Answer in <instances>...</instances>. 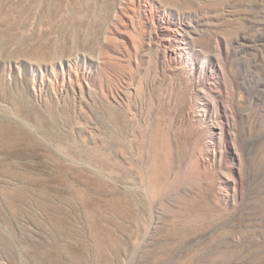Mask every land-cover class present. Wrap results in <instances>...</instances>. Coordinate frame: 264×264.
Wrapping results in <instances>:
<instances>
[{
  "label": "rangeland",
  "instance_id": "obj_1",
  "mask_svg": "<svg viewBox=\"0 0 264 264\" xmlns=\"http://www.w3.org/2000/svg\"><path fill=\"white\" fill-rule=\"evenodd\" d=\"M0 103V264H264V0H0Z\"/></svg>",
  "mask_w": 264,
  "mask_h": 264
},
{
  "label": "bare ground",
  "instance_id": "obj_2",
  "mask_svg": "<svg viewBox=\"0 0 264 264\" xmlns=\"http://www.w3.org/2000/svg\"><path fill=\"white\" fill-rule=\"evenodd\" d=\"M72 2V1H71ZM42 24V23H41ZM19 40V39H18ZM12 87V86H11ZM20 102V101H19ZM1 104V103H0ZM10 107V106H9ZM26 110V109H25ZM2 112V111H1ZM29 115V114H27ZM21 116V115H20ZM23 120V119H22ZM30 121V120H29ZM52 121V120H51ZM4 124V122H3ZM7 124V123H6ZM16 124V123H15ZM9 125V124H8ZM44 125V124H43ZM11 126V124L9 125ZM17 127V125H16ZM18 129V128H17ZM14 130V129H13ZM34 132V130H33ZM56 137V136H55ZM54 139V138H53ZM19 140H18V137L13 133L9 136H7V133L5 132H0V152L1 153H6L5 155H18L19 152L18 150L20 149H17L18 148V145H19ZM21 145V144H20ZM52 147V145L50 146ZM79 151V150H78ZM72 152V151H71ZM77 152V151H76ZM83 153V152H82ZM36 154V153H35ZM43 154V153H42ZM62 155V154H61ZM13 159V158H12ZM3 159H0V171L2 172H9V168H11V166H13V164H9V163H6V164H1ZM31 160V159H30ZM23 161V160H22ZM35 162V161H34ZM5 163V162H4ZM74 164V163H73ZM70 166V165H69ZM56 169V168H55ZM48 171V170H47ZM60 172V171H59ZM71 184V183H70ZM84 185V184H83ZM55 186V185H54ZM4 195H5V198H4V201L6 203V205L9 206V208H11L12 206V201H13V198L12 196H14L12 194H8V192H4ZM74 198V197H73ZM24 215V214H23ZM4 232V231H3ZM21 239V238H20ZM52 239V238H51ZM25 240V239H24ZM48 243V242H47ZM4 244L5 246H10V244L8 242H5L4 241ZM31 245V244H30ZM39 245V244H38ZM80 247V246H79ZM59 248V247H58ZM54 251V250H53ZM24 257V256H23ZM27 260V259H26ZM15 263V262H14Z\"/></svg>",
  "mask_w": 264,
  "mask_h": 264
}]
</instances>
